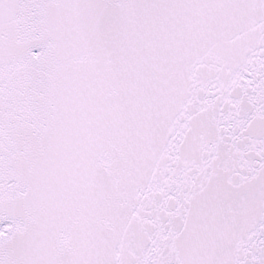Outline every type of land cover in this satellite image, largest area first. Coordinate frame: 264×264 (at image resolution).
I'll return each instance as SVG.
<instances>
[{
	"label": "snow or ice",
	"instance_id": "1",
	"mask_svg": "<svg viewBox=\"0 0 264 264\" xmlns=\"http://www.w3.org/2000/svg\"><path fill=\"white\" fill-rule=\"evenodd\" d=\"M0 264H264V0H0Z\"/></svg>",
	"mask_w": 264,
	"mask_h": 264
}]
</instances>
